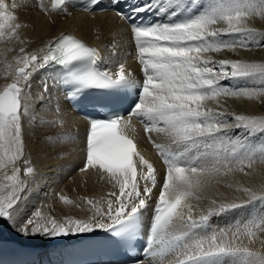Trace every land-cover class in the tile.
Here are the masks:
<instances>
[{"label":"snow or ice","instance_id":"snow-or-ice-1","mask_svg":"<svg viewBox=\"0 0 264 264\" xmlns=\"http://www.w3.org/2000/svg\"><path fill=\"white\" fill-rule=\"evenodd\" d=\"M38 6L45 13L65 15L69 8L78 7L72 0H50L49 5L38 0ZM9 7L0 0V40H16L21 47L12 82L0 88V220L25 237L55 238L99 229L129 252L133 240L141 238L146 258L172 255L175 264H264V252L244 245L241 239L247 237L251 243L257 231L264 232V216L225 228H213L210 223L213 216L256 202L264 205V187L241 189L247 199L239 202L213 200L198 215L196 205L190 203L201 199L198 193L207 177L245 172L252 169L257 156L264 162V143L250 142L264 133V116L229 113L221 110L220 103L230 97L264 99V61L213 56L264 43V34L249 26L254 15L264 16V0H259V6L253 0H111V8L105 10L115 11L126 23L141 79L126 71L124 63L115 73L101 70V52L71 34H61L37 51H26L19 36L23 25L16 22ZM99 7V0H90L85 10ZM144 13L165 19L146 20ZM46 66H60L66 82L74 86L69 96L84 89H104L123 99L136 96L130 99L127 116L109 107L91 119L86 134L85 162L80 170L107 174L114 187L118 186V194L110 193L106 208L86 199L94 209L88 219L58 221L38 211L36 219L29 218L18 227L19 201L26 188L20 165L25 175L34 173L25 154L24 128L33 119L31 79ZM43 90L48 91L47 83ZM133 117L144 121L145 133L162 134L170 140L165 145L148 136L166 166L159 184L154 164L128 135ZM157 187L158 199L151 216L145 217ZM60 199L72 203L67 196ZM133 264L141 262L133 258ZM149 264L154 261L150 259Z\"/></svg>","mask_w":264,"mask_h":264},{"label":"bare ground","instance_id":"bare-ground-1","mask_svg":"<svg viewBox=\"0 0 264 264\" xmlns=\"http://www.w3.org/2000/svg\"><path fill=\"white\" fill-rule=\"evenodd\" d=\"M5 3L10 6L9 10L16 15L17 23L25 27L28 23L33 26V28L31 27L32 29L23 28L19 31L20 38L25 41L26 51H37L45 47L50 40L59 34L71 32L91 43H95L109 67L124 63L126 67L135 71L138 70L136 60L133 57V47L128 28L113 12L82 13L69 8L67 15L58 12L44 14V11L40 9L38 3L34 0H5ZM253 3L259 6V0H253ZM13 4L16 5L15 8L11 7ZM45 5H48V3H45ZM30 18H33L32 22L29 21ZM249 26L256 29L258 34H264V16L254 15L250 19ZM260 38L258 36V39ZM9 44L18 46L19 42L12 40ZM113 49L115 53L111 52ZM213 56L215 59L229 58L264 61V43L253 45L251 50L240 49L238 53L226 51L220 54H213ZM13 61L14 64H11L12 66L9 65L8 67L5 64L6 67L0 66V88L7 83H11L14 78L13 70L16 59ZM8 68L9 71L12 68V72H6ZM43 75L44 69L41 68L31 79L30 103L32 104L31 116L33 119L30 124L26 122L24 128L30 143H28L30 149L27 148L26 155L30 158L34 173L25 175L24 166L20 165L22 168L21 173L23 174L21 177L26 181V188L21 193V200L19 201L20 217L18 227L26 223L27 219L23 220V218L29 212L31 213V219L37 218L35 213L38 211L45 218L58 216L56 219L60 221L63 220V218L59 217L61 214L74 219H88L93 214L94 209L83 200L85 196L98 201V207L106 208L105 202L110 198V193L113 191L117 192V186L114 187V181H110L108 177L101 176L93 170L85 172L76 170L83 159L84 131L87 125L70 111L66 103L58 97L57 92H54L52 88L49 87V95L43 92V83L41 81ZM41 96H43V99H41ZM54 103L58 104V107L54 106ZM220 103L224 106L221 110H226L229 113L264 116V99L249 100L247 98L230 97L227 99L222 98ZM211 106L215 108L216 104L212 103ZM131 124L136 129H140L133 121H131ZM160 136L169 140L168 137L162 134ZM139 140L148 155L153 159L155 165H157L158 161L149 146L145 144L141 136ZM250 142L257 145L264 143V133L256 134L251 138ZM160 172H162V169H160ZM50 173L53 175L56 173V176L54 175L52 183L45 185L47 191L45 195L41 196L40 193L41 197L35 195L34 190H37L39 186H43L41 184L42 181ZM70 175L71 178H69ZM79 178L85 179L81 181ZM67 179H69L68 182H64ZM72 180L77 184L78 182L81 184L80 186L75 185L77 191H82L81 198L79 197L80 194H77L78 197L75 195V192H73L74 188L71 192L66 190L67 185ZM206 180L207 183L204 188L198 193L201 197L200 200L204 201L205 204L200 206V200L197 201L196 199L190 201V203L196 205L194 212L197 215L201 213L200 209L203 210L204 207H209L213 200L217 201V203L239 202L247 199L246 194L241 189L248 187L253 190H259L264 187V162L257 156L252 169L246 168L245 172L233 171L226 175L209 176ZM63 183H65V186ZM62 195L67 196L72 203H64L60 199ZM51 202L56 205L55 209H52ZM34 204L37 206L31 211ZM261 216H264V205L256 202L245 208L213 216L210 219V223L213 228H225L237 222H243L250 217L259 218ZM5 223H7L6 231H0V238L16 239L30 244L43 243L48 239L42 236H16L15 234H20V232H17L8 222ZM8 232H15V236ZM241 239L244 245L251 247L255 251L264 252V232L257 231V235L252 239L251 243H249L247 237H242ZM171 257L174 256L169 255L164 259L150 258L158 264H166L172 259Z\"/></svg>","mask_w":264,"mask_h":264},{"label":"rangeland","instance_id":"rangeland-1","mask_svg":"<svg viewBox=\"0 0 264 264\" xmlns=\"http://www.w3.org/2000/svg\"><path fill=\"white\" fill-rule=\"evenodd\" d=\"M44 14H45V12H44ZM18 17L19 18H21V16L20 15H18ZM29 21L30 22H32L33 21V18H30L29 19ZM28 26V27H27ZM30 26V27H29ZM33 28V26H32V24L30 25L29 23L26 25V27L25 26H22L21 28H20V30L19 31H21V29H23V28H30V29H32ZM10 42H12V41H5V40H0V62L2 63H0V66H5V65H8V67H9V65H11V64H14V59L16 58V56L17 55H19V52H18V50H19V47H21V45L20 44H18V46H16V44H9ZM24 46V45H23ZM25 47V46H24ZM11 49H15L14 51L13 50H11ZM111 52H113V53H115V51H114V49L113 50H111ZM2 54H4V56H2ZM7 55H8V57H7ZM10 57V58H9ZM5 64V65H4ZM12 66V65H11ZM15 66V65H14ZM6 67V66H5ZM6 72H12V68H11V71H9V68H8V70H6ZM13 72H14V70H13ZM57 113V112H56ZM57 114H59V113H57ZM25 139H26V150H25V154L27 153V148L28 149H30L29 148V146L30 145H28V139H27V136L25 137ZM30 144V143H29ZM29 151V150H28ZM29 152H31V151H29ZM76 170H78V168L76 169ZM47 174V173H46ZM21 175H23L22 173H21ZM54 175L56 176V173H54ZM54 175L52 174V173H50V174H48V176L46 177V179L45 180H43L42 181V185L43 186H39L38 188H37V190H34V193H35V195H37V196H39V197H41V196H44L45 195V193L47 192L46 191V188H45V185L47 184H50V183H52V180H53V177H54ZM69 178H71V175H70V177ZM85 179V178H84ZM83 178H79V180H84ZM49 180V181H48ZM68 180L69 179H67V180H65L64 182H68ZM63 185L65 186V183H63ZM80 186L81 184L78 182V184L77 183H75V181H71V183L70 184H68L67 185V187H66V190L67 191H69V192H71V190L73 189V192H75V195H77V194H80V198H81V196H82V191L81 190H79V191H77V189H76V186ZM30 191V190H29ZM38 191V192H37ZM44 194H43V193ZM80 192V193H79ZM39 193H40V195H39ZM58 193V192H57ZM77 197H78V195H77ZM84 200V199H83ZM56 201V200H55ZM85 201V200H84ZM25 203V202H24ZM40 204V203H39ZM51 205H52V209H55L56 208V205H53V203L51 202L50 203ZM203 204H205V202L204 201H201L200 200V206L201 205H203ZM65 205V204H64ZM37 205H33L32 206V209H31V211H33L34 209L33 208H35ZM31 208V207H30ZM206 208L204 207V209L203 210H205ZM202 209H200V212H202L203 211ZM31 217V213L29 212L26 216H24V218H23V220H25V219H29ZM58 216H56L55 218H57ZM59 217H61V218H63V220L66 218V217H68V216H63L62 214H61V216H59ZM51 218H54V217H51ZM63 220H61V221H63ZM58 221H60V220H58ZM0 224H2L1 225V228H2V226H3V229H4V231H6V224L7 223H5L3 220H0ZM10 230V229H9ZM4 231H2V232H4ZM17 231V230H16ZM18 232V231H17ZM9 234H11L12 236H23V235H21V233L19 234H15V232H13V233H10V232H8ZM15 234V235H14ZM23 237H25V236H23ZM14 238V237H13ZM16 240V239H15Z\"/></svg>","mask_w":264,"mask_h":264}]
</instances>
